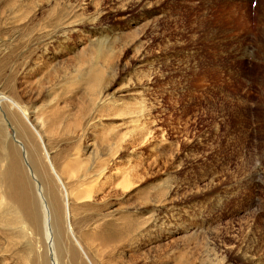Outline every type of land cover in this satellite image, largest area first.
<instances>
[{"label":"rangeland","instance_id":"rangeland-1","mask_svg":"<svg viewBox=\"0 0 264 264\" xmlns=\"http://www.w3.org/2000/svg\"><path fill=\"white\" fill-rule=\"evenodd\" d=\"M253 1L0 0L2 90L75 79L50 130L55 155L79 153L72 177L85 159L115 160L74 202L66 245L80 258L92 255L87 220L104 215L124 241L99 264H264V0ZM99 77L105 103L83 132L86 82ZM6 131L0 120L3 143ZM7 207L0 195V264H32L39 238Z\"/></svg>","mask_w":264,"mask_h":264},{"label":"bare ground","instance_id":"bare-ground-1","mask_svg":"<svg viewBox=\"0 0 264 264\" xmlns=\"http://www.w3.org/2000/svg\"><path fill=\"white\" fill-rule=\"evenodd\" d=\"M47 42L58 43L53 36ZM60 62L59 57L54 58L55 65ZM79 79V82L83 81L82 77ZM71 80L73 83L67 78L56 84L47 81L39 86V91L32 90L23 95L15 87L8 91L2 90L0 83V120L5 131L11 129L9 134L6 131L7 137L4 143L0 141V148L4 150L0 154V195L7 201V208L14 210L15 213L10 210L11 216L13 213L18 214L23 224L39 238V255L34 256L32 264H99L97 261L104 252L103 248L108 247L105 246L106 244L124 241L122 240L124 230L111 224L114 219L104 221V215H101L95 221L87 220L91 233L84 237V242L92 250L91 256L85 253V257L80 258L73 248L69 250L66 245L73 221L74 202L89 199L90 194L95 193L92 191L99 186L93 184L99 182L100 178H105V173L110 171V167L115 162L113 159L94 163L96 159H85L80 166L83 167L91 161L93 164L84 168L79 177H72L66 169L70 164L68 158L79 162L81 159L79 153L71 155L66 153L60 158L55 155L54 144L57 140L50 135V130L53 131L55 124L60 121L57 114L62 108L63 99L68 94H75V90L71 87L75 79ZM63 82L65 84H62ZM101 82L102 77L86 82L91 87L88 90L90 91L88 104L91 109L86 110L87 114L81 129L83 132L97 118L105 103L104 95L94 94ZM69 85L70 87H67ZM60 89H64L65 92L61 97L57 92ZM26 97L30 100L26 101ZM39 97L46 101L41 109L32 105L34 99ZM104 122V119L96 121L98 133L93 139L92 156L96 152L95 144L104 131ZM74 179L78 181L75 185L71 184ZM77 185H79L78 192L81 188H84V191L81 195L75 192L77 197L74 199L73 193ZM92 186L97 187L92 190ZM109 216L113 215L109 214ZM125 232L128 239L131 226H128ZM79 235L81 237L80 232Z\"/></svg>","mask_w":264,"mask_h":264}]
</instances>
